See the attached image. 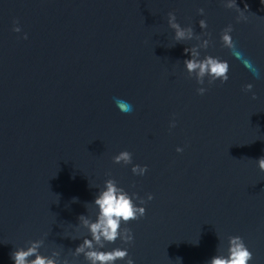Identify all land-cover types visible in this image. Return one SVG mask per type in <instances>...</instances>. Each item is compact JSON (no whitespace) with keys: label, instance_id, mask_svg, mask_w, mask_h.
<instances>
[{"label":"water","instance_id":"obj_1","mask_svg":"<svg viewBox=\"0 0 264 264\" xmlns=\"http://www.w3.org/2000/svg\"><path fill=\"white\" fill-rule=\"evenodd\" d=\"M226 2L0 0V264L37 239L45 255L89 264L73 255L90 238L79 216L96 218L111 178L146 201V215L122 225L132 242L102 250L127 248L135 264H208L239 235L249 264H264V0H237L247 20ZM169 12L210 39L200 58L227 60V82L188 73L185 48L201 41H176ZM229 24L235 50L221 39ZM124 150L132 164L114 162Z\"/></svg>","mask_w":264,"mask_h":264},{"label":"clouds","instance_id":"obj_2","mask_svg":"<svg viewBox=\"0 0 264 264\" xmlns=\"http://www.w3.org/2000/svg\"><path fill=\"white\" fill-rule=\"evenodd\" d=\"M225 7L235 8L240 15L238 20H247V16L239 5L237 0H227ZM199 12L204 14L205 9L200 8ZM168 23L172 29L175 30L176 41H190L197 39L201 43L195 44L191 47L185 48V53L191 54L190 59H185L188 73H194L197 82L201 85L205 83V77H208V83L212 84L216 80H220L221 83L227 82L229 79L230 65L227 60H222L219 57L207 55L204 58L201 57V48H208L211 43L210 39H202L201 35H197L194 28L189 25L187 27L182 26L178 21L175 12L168 13ZM199 25L203 29H207V20L201 19ZM16 32H20L19 23L17 22L14 28ZM233 25L229 24L222 30L221 39L225 47L235 50L236 42L233 39ZM204 35L210 36V33ZM27 34H25V39ZM254 85L248 83L245 85V91H251ZM203 95L207 89L200 87L197 90ZM253 99H256V94L253 92ZM118 106L122 111L128 112L130 106L126 102L118 101ZM175 121H172L171 126L175 127ZM184 149L178 147L177 151L182 152ZM133 154L124 150L114 157L115 163H123L125 165L132 164ZM258 167L264 171V156L258 160ZM148 170L147 165L135 164L132 167L134 174L144 175ZM134 196L138 197V194H129L123 187L119 186L114 178L105 181V187L99 190L94 202L98 211L96 212V218L93 219L89 215H80V225L88 229L90 238L85 237L82 243L75 248L73 255L78 257L81 254L89 264H116L117 260H127V264H135L133 258L129 256L127 248L115 247L112 250H102L107 243H115L117 239H121L124 243H130L134 240L132 230L128 227H122L132 220H138L146 215V207L143 205L146 201L143 198L141 204L137 205ZM153 195L149 194L147 199H153ZM74 201L77 198H73ZM230 246L228 249V255L217 254L210 259L208 264H249V261L253 258V253L246 246L243 237L239 235H233L229 237ZM44 245V239H37L29 242L28 247H20L12 253V258L15 264H75L74 261H69L67 258L61 260L60 252L53 251L51 255H45L41 253L40 249ZM34 257V258H33Z\"/></svg>","mask_w":264,"mask_h":264}]
</instances>
